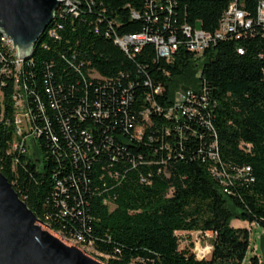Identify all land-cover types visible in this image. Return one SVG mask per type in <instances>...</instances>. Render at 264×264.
I'll list each match as a JSON object with an SVG mask.
<instances>
[{"label": "trees", "instance_id": "obj_1", "mask_svg": "<svg viewBox=\"0 0 264 264\" xmlns=\"http://www.w3.org/2000/svg\"><path fill=\"white\" fill-rule=\"evenodd\" d=\"M73 1L75 14L56 9L61 15L38 37L19 76L41 132L42 165L9 151L14 85L8 75L0 87V172L36 218L64 235L79 233L101 264H241L248 229L230 220L255 222L264 237V29L256 22L264 0H236L249 27L198 54L187 48L181 26L213 32L228 0ZM142 30L175 36L168 60L157 58L150 43L127 55L112 41ZM90 72L107 79L104 92ZM128 81L130 105L120 107L115 96L110 102ZM176 89L205 93L207 126L165 116ZM149 93L160 113L150 108ZM95 101L105 116H93ZM145 108L147 120L139 114ZM212 143L216 161L206 155ZM211 164L227 177L225 185L210 174ZM177 231L209 232L208 258L179 249ZM249 262L257 264L255 257Z\"/></svg>", "mask_w": 264, "mask_h": 264}, {"label": "built area", "instance_id": "obj_2", "mask_svg": "<svg viewBox=\"0 0 264 264\" xmlns=\"http://www.w3.org/2000/svg\"><path fill=\"white\" fill-rule=\"evenodd\" d=\"M228 1L229 3L227 5V8L221 15V18L219 19L218 22V26L213 32H207L199 28L190 27L188 24H183L181 26V32L187 38V48L190 51H193L198 54L202 51L203 48L213 43L216 39H221L227 34L235 33L239 28L249 27L251 21L250 19L245 17V13L236 5V0H228ZM60 5L66 7L70 12H73V14H75L74 2L70 0H63L58 4V6L53 11L51 21L55 16L58 15L59 17L61 15L59 11H57L56 14V9L59 8ZM146 6L147 7L150 6L149 1H147ZM256 11H257L256 22L262 23L264 29V1L259 2ZM131 16L136 18L138 15L132 12ZM48 33L50 35L53 34L51 30H48ZM112 41L127 55L137 52L139 48H141L144 44L150 43L154 48L156 57L164 58L166 60H168V58L170 57L171 53L175 50L177 45V40L175 39L174 35L168 34L166 36H163L161 34L150 32L147 30H142L136 33H129L123 35H113ZM31 52L26 58H22L21 56H19L16 47L11 42V39L8 36H5L0 31V87L3 86L4 79L8 75H11V77L13 78V85H14L13 91L10 94V99L12 103L11 114H10L11 123H12V132L9 143V151H17L20 153L26 152V154L27 151L25 147V138L30 137L36 148V138L41 133L39 128L34 124V117L32 111L29 109L28 105L26 104V94H27L26 85L24 82H19V76L23 70L22 64L26 61H30L29 58L31 56ZM88 75L90 77L101 79V81H103V84L100 86L98 85V87H101V90L104 92L105 85L107 84V79L100 77L99 75H97V73L94 72H90ZM143 84L147 85L150 88V90H152V93H160L159 86L151 88L149 81H144ZM132 86H133V82L128 81L124 87L120 88L117 91L112 92L111 93L112 95H109L110 96L109 101L113 102V96H115L116 97L115 100L118 102L117 105H120V107L129 106L130 105L129 103L132 101V94L130 93ZM44 91L47 94L49 93L51 94L52 92L51 87L49 85L44 86ZM0 100H1V91H0ZM146 100L149 101L150 108L153 111L159 112L161 110L160 107L152 99L151 93L146 95ZM204 100H205L204 92L195 93L191 89H176L173 93L171 103L165 109L166 110L165 116L166 117L172 116L174 122H177L178 118L183 117L190 121L193 120L197 124L206 125L207 123H205V121L202 120V116H201V111H202L201 108H203L205 104L203 102ZM100 103L99 101H95L94 103L96 110L94 111L93 116L95 117L105 116L106 111L101 112ZM50 106H52V103H50ZM139 114L143 120H147L148 108L142 109L139 112ZM0 115H1V109H0ZM123 115H125L124 112ZM4 123L7 124V119L4 121ZM63 130L67 131L66 126L64 127ZM134 131H135V135H138L140 132V128L136 127ZM50 138L52 141L56 142V138L53 135H50ZM83 139L89 140L88 136L85 134ZM69 144L71 143L69 142ZM71 147L73 148V150L78 149V146L73 145V143L71 144ZM206 155L212 161L218 160V155L214 143H212L209 146V148L206 151ZM247 171H248V167H244L239 170V173H246ZM209 172L211 175L218 178L224 185L226 184L227 177L223 174L221 170L217 169L215 164H211V166L209 167ZM57 184L60 185L59 183ZM223 191L226 192V188H223ZM61 207L63 209L62 212L65 213L66 208L62 200H61ZM41 222L51 229V227L46 222L43 221ZM54 232L59 234L63 239H66L71 242L74 241L76 243L84 245V247L92 248L91 242L85 241L79 233H71L69 235H64L60 231H54Z\"/></svg>", "mask_w": 264, "mask_h": 264}, {"label": "water", "instance_id": "obj_3", "mask_svg": "<svg viewBox=\"0 0 264 264\" xmlns=\"http://www.w3.org/2000/svg\"><path fill=\"white\" fill-rule=\"evenodd\" d=\"M62 1L0 0V31L19 56L29 55ZM0 264L101 263L36 218L0 172Z\"/></svg>", "mask_w": 264, "mask_h": 264}, {"label": "rangeland", "instance_id": "obj_4", "mask_svg": "<svg viewBox=\"0 0 264 264\" xmlns=\"http://www.w3.org/2000/svg\"><path fill=\"white\" fill-rule=\"evenodd\" d=\"M200 62L201 61H199V63ZM25 147L28 156H30L32 159H36V157H38V159L40 160L39 166L41 167L42 160L44 158L43 152L39 147L36 146L35 148V145L30 137L25 138ZM229 224L232 227H244L248 229V248L241 264H250L249 259L251 257H255L257 260V264H261V261L264 257V237L261 227L255 222L249 223L247 221L235 218H232ZM176 235L178 237L179 249H189L196 259L208 258L210 252L209 239L211 236L209 232L201 233L198 231H177ZM72 242L78 245V247L84 250L88 255H90L93 260L98 261V258H101V256L95 253L92 248L84 247V245H81L74 241Z\"/></svg>", "mask_w": 264, "mask_h": 264}]
</instances>
